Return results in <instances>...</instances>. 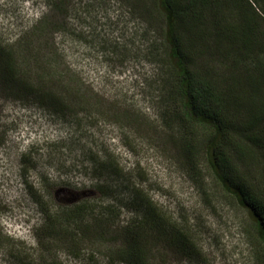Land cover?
Masks as SVG:
<instances>
[{"label": "rangeland", "instance_id": "obj_1", "mask_svg": "<svg viewBox=\"0 0 264 264\" xmlns=\"http://www.w3.org/2000/svg\"><path fill=\"white\" fill-rule=\"evenodd\" d=\"M68 1L62 16L48 0H0V42L17 49L25 81L40 83L49 66L47 91L68 95L58 109L40 101L41 93L0 89V264H106L103 248L90 241L80 246L97 251L91 258L43 236L40 208L53 215L65 200L84 203L87 223L104 211L113 223L106 240L114 241L113 232L140 215V195L198 250L159 242L153 264H261L248 212L206 171L197 178L187 170L164 141L158 7L152 0ZM216 1L217 10L234 9ZM247 2L264 31V0ZM150 4L154 19L141 10Z\"/></svg>", "mask_w": 264, "mask_h": 264}, {"label": "trees", "instance_id": "obj_2", "mask_svg": "<svg viewBox=\"0 0 264 264\" xmlns=\"http://www.w3.org/2000/svg\"><path fill=\"white\" fill-rule=\"evenodd\" d=\"M228 1L234 9L225 12L217 10L222 7L216 0L151 1L164 24L163 53L156 58L162 73L156 100L166 129L164 141L175 148L187 170L197 178L206 171L248 212L254 223L256 259L264 264V31L247 0ZM48 4L65 16L70 2L48 0ZM143 5L141 10L154 19L152 5ZM11 45L0 42V89L12 85L18 96L35 93L38 98L41 93L40 101L59 109L68 95L54 88L47 91L44 79L50 75L49 66L38 74L40 83L28 85L25 68L16 61L17 49ZM123 114L138 120L136 114ZM139 200L140 215L132 225L114 231V241L106 240L113 223L105 212L94 214L87 223V205L74 200H65L53 215L41 206L45 224L40 231L45 237H57L78 256L91 258L97 252L80 246L83 241L99 245L106 264H153L152 247L159 242L198 254L188 233L170 222L150 196L140 195ZM73 221L75 227L68 229Z\"/></svg>", "mask_w": 264, "mask_h": 264}]
</instances>
